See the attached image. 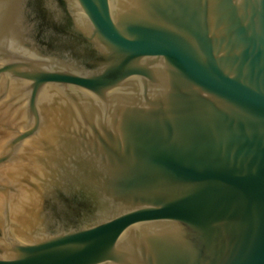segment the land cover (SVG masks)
I'll list each match as a JSON object with an SVG mask.
<instances>
[{
    "label": "water",
    "instance_id": "1",
    "mask_svg": "<svg viewBox=\"0 0 264 264\" xmlns=\"http://www.w3.org/2000/svg\"><path fill=\"white\" fill-rule=\"evenodd\" d=\"M0 264H264V0H0Z\"/></svg>",
    "mask_w": 264,
    "mask_h": 264
}]
</instances>
